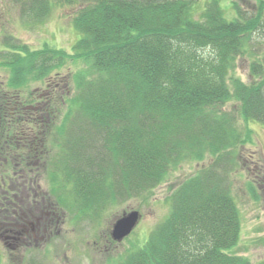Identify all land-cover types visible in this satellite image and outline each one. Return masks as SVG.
<instances>
[{
  "label": "trees",
  "instance_id": "obj_1",
  "mask_svg": "<svg viewBox=\"0 0 264 264\" xmlns=\"http://www.w3.org/2000/svg\"><path fill=\"white\" fill-rule=\"evenodd\" d=\"M14 1L41 25L54 3L80 5L72 25L81 37L71 54L49 46L31 50L16 38L0 49L11 90L0 92V158L8 160L0 162L1 190L22 166L37 191L30 168L46 157L53 197L78 217H92L148 200L174 168L210 157L168 198L164 222L113 264H253L233 253L242 217L232 175L240 169L239 146L253 133L240 120L264 125V63L255 53L264 37V0L253 12L230 0ZM241 58H254L246 62L249 83L236 75ZM70 63L84 66L71 77L74 91L65 81L56 91V81L48 80L61 106L47 98L44 110L26 112L34 100L24 101L20 91ZM23 115L33 130L25 161L9 145L10 131L26 137ZM249 193L256 197L253 186ZM27 262L45 264L33 256Z\"/></svg>",
  "mask_w": 264,
  "mask_h": 264
},
{
  "label": "rangeland",
  "instance_id": "obj_2",
  "mask_svg": "<svg viewBox=\"0 0 264 264\" xmlns=\"http://www.w3.org/2000/svg\"><path fill=\"white\" fill-rule=\"evenodd\" d=\"M229 2L238 3L247 12L258 9V0H230ZM80 8V5L68 6L54 3L49 17L41 25L26 18L22 14L19 3L14 0H0V49L9 43L11 38H16L12 40L28 46L31 50H41L45 46H49L54 49L71 51V48L81 37L72 25ZM256 44L259 47V51L257 46V50H255V53L258 54L257 58L264 63V37L259 38ZM253 59L241 58L238 62L236 75L245 83L250 81L249 69L246 64L251 63ZM82 67L84 66L70 63L54 72L48 80L56 81V91L63 87L61 81H65L64 85H67V88L72 92L75 83L71 77ZM8 79V70L0 69V92L3 91L4 95L11 93V90L7 91ZM52 89L48 85V81H44L30 83L20 91V97L24 101L34 100L32 105L26 103L25 111L33 109L35 105L41 107L43 104L38 103L42 101V97H44L42 102L47 98H52L53 102L57 104L56 106H61L62 99L59 98V94H49V90ZM16 92L18 93V91ZM53 102L50 106H54ZM235 105L236 102L233 101L225 107V110L231 111ZM24 115L31 116V114ZM24 115L21 119L25 122L26 116ZM11 119L15 120L13 115ZM24 125L25 138L18 130L10 131L12 135L9 137L11 140L9 145H12L14 150L13 154L17 155L21 161H24L28 153L26 138L33 131L27 123ZM239 127L250 128L253 133L249 142L239 146L240 169L232 175L234 195L242 217L241 241L233 253L256 264L264 262V125L256 121H250L247 125L245 121L240 120ZM210 161L209 157L204 162L182 163L172 170L167 181L154 190L148 200H130L127 203L102 210L92 217L90 214L78 217L75 210L66 208L64 204H60L53 197L49 190L50 182L47 176L49 162L46 157L30 168L34 172L30 174V178L35 179L36 184H33L38 188V191L34 192L35 188L31 184L27 188L24 187L23 190L17 188L19 184L24 183L25 179L22 178V173L25 174L26 171H29V168L21 169V162L18 161V167H20L13 173L14 179L10 180L9 187L22 196L37 194L35 201H38V208L34 209L51 214L44 218V224L39 227L41 230L39 237L36 240L31 239L30 245L23 247L20 252L12 253L0 245L4 264H29L27 261L31 256L36 259L38 257L45 264L116 263L128 251L143 245L157 226L163 223L170 214L171 205L168 198L181 184L206 168ZM250 186L255 189L256 197L253 195L255 193L252 195L249 193ZM30 202L32 203L31 200ZM133 211L142 215L140 225L130 238L114 243L112 241L113 226L125 214ZM76 215L77 219H74Z\"/></svg>",
  "mask_w": 264,
  "mask_h": 264
},
{
  "label": "flooded vegetation",
  "instance_id": "obj_3",
  "mask_svg": "<svg viewBox=\"0 0 264 264\" xmlns=\"http://www.w3.org/2000/svg\"><path fill=\"white\" fill-rule=\"evenodd\" d=\"M19 197L13 190L6 191L4 196L0 194V245L12 253L28 247L31 239L36 240L41 233L39 227L44 224V218L51 214L25 205ZM26 201L30 202V196Z\"/></svg>",
  "mask_w": 264,
  "mask_h": 264
},
{
  "label": "water",
  "instance_id": "obj_4",
  "mask_svg": "<svg viewBox=\"0 0 264 264\" xmlns=\"http://www.w3.org/2000/svg\"><path fill=\"white\" fill-rule=\"evenodd\" d=\"M140 219L138 212H133L130 215L119 220L112 231V238L117 242H121L127 238L137 227Z\"/></svg>",
  "mask_w": 264,
  "mask_h": 264
},
{
  "label": "bare ground",
  "instance_id": "obj_5",
  "mask_svg": "<svg viewBox=\"0 0 264 264\" xmlns=\"http://www.w3.org/2000/svg\"><path fill=\"white\" fill-rule=\"evenodd\" d=\"M46 218V217H45Z\"/></svg>",
  "mask_w": 264,
  "mask_h": 264
}]
</instances>
